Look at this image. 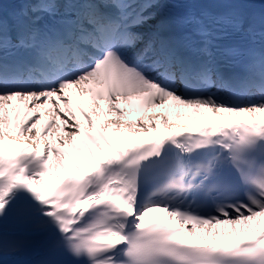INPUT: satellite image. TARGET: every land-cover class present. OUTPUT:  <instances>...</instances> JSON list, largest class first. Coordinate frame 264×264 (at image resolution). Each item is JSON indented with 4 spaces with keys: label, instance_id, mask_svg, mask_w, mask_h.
Wrapping results in <instances>:
<instances>
[{
    "label": "snow or ice",
    "instance_id": "1",
    "mask_svg": "<svg viewBox=\"0 0 264 264\" xmlns=\"http://www.w3.org/2000/svg\"><path fill=\"white\" fill-rule=\"evenodd\" d=\"M0 264H264V0L0 3Z\"/></svg>",
    "mask_w": 264,
    "mask_h": 264
},
{
    "label": "bare ground",
    "instance_id": "2",
    "mask_svg": "<svg viewBox=\"0 0 264 264\" xmlns=\"http://www.w3.org/2000/svg\"><path fill=\"white\" fill-rule=\"evenodd\" d=\"M172 103H173V102H171V101L168 102V104H172ZM149 111H152V110H149ZM155 111H157V112H161V111H164V109H162V108H158V109H155ZM131 118L134 120V119L136 118V114L134 113L133 116H132ZM172 119H174L173 113H172V112H169V120L171 121ZM213 119H215V117H213ZM204 122H207V121H206V120H205V121L195 120V121H192L191 123L199 124V123H204ZM158 129H159V131H160L161 133H163L164 131H166V129H165L163 126L159 125V124H158ZM147 137H149V136H147V135H142V136L139 137V138H141V139H145V138H147ZM188 226L190 227V225H188ZM204 227L207 228L208 226H204ZM216 227H219V226H216ZM236 227L239 228V225H237ZM201 230H202L201 227H200V226H197V231H201ZM249 235H251V233H249ZM233 238L235 239V238H237V237L234 236Z\"/></svg>",
    "mask_w": 264,
    "mask_h": 264
}]
</instances>
